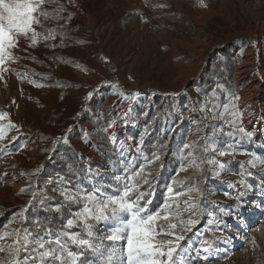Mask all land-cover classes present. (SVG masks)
I'll return each mask as SVG.
<instances>
[{"label":"rangeland","instance_id":"1","mask_svg":"<svg viewBox=\"0 0 264 264\" xmlns=\"http://www.w3.org/2000/svg\"><path fill=\"white\" fill-rule=\"evenodd\" d=\"M204 3L207 7L200 0H51L43 6L49 18L33 26L36 43L31 33L19 37L10 50L14 60L0 65V114H6L0 120V226H7L0 234L21 226L10 222L31 198V189L20 193L30 181L78 175L89 189L93 183L114 185L129 162L139 166L143 156L156 152L160 160L145 166L149 183H141L148 207L155 211L174 200L172 211L179 205L180 213L175 222L183 219L187 228L189 219L198 221L184 233L185 247L199 248L208 240L221 249L207 262L195 260L193 251L194 264H264V210L256 207L264 205V164L248 163L253 154L264 158V112L249 101L253 82L264 81V0ZM217 84L239 97L236 118L202 119L196 102ZM120 92L141 95L132 101ZM232 119L245 132L230 126ZM213 127L221 143L232 142L228 132L235 137V155L208 153L225 170L215 175L210 168L218 166L204 164L181 171L179 148L194 141L202 147L200 138L212 136ZM111 134L124 141L122 152ZM38 168L39 175H28ZM242 176L251 190L239 183ZM196 184L202 197L195 210H185L187 195L168 192L169 186L176 193ZM51 187L53 203L59 202L62 197ZM238 198L246 202L239 216ZM7 258V251L0 253V260Z\"/></svg>","mask_w":264,"mask_h":264},{"label":"snow or ice","instance_id":"2","mask_svg":"<svg viewBox=\"0 0 264 264\" xmlns=\"http://www.w3.org/2000/svg\"><path fill=\"white\" fill-rule=\"evenodd\" d=\"M50 2L51 0H0V65L14 60L10 50L18 46L19 37H28L31 33L32 43H36L37 32L33 26L42 23L41 17L49 18V13L43 6ZM200 7H207L204 0H200ZM221 93L224 94L223 99ZM91 95L92 93H89L88 97ZM119 95L125 100L135 101L141 93L133 92L128 96L120 92ZM203 96V102H196L203 113L202 119L225 120L228 116H238L234 101L239 97L224 85L217 84L215 89L204 93ZM5 115L0 114V120L4 119ZM113 123L109 124V128ZM228 123L239 132H245L235 124V119L228 120ZM3 133L4 129L0 128V137ZM227 135L232 137V142L221 143L213 138L216 136V128L213 127L212 136L200 138L203 141L202 147L195 141L183 143L178 150L182 161L180 170L186 172L190 167L199 170L202 165L207 164L218 166V170H210L214 171L215 175H220L226 168L225 163L212 158L208 153L213 152L221 157L235 155V137L232 132ZM109 139L114 147L119 144L121 152L123 151L124 141H119L115 134H111ZM63 142L68 143L66 137ZM143 142L142 137L141 145ZM143 159L144 164L139 166L129 162L123 170V176H116L114 185L93 183L89 189L80 182L78 175L75 180L59 175L48 177L42 184L39 180L35 183L30 181L28 188H22L20 193L24 194L31 189V198L10 222L18 221L21 226L0 234V253L7 251L8 256L7 259L0 260V264H194L191 258L193 251L196 253L195 260L209 261L214 251H221L214 241L204 240L199 248H194L191 244L185 247L182 243L186 242L184 233L192 231L191 226H194L197 220L189 219L187 228L184 227L183 219H180L179 223L175 222L173 217L180 213L179 205L175 212L172 211L174 200L166 201L162 209L155 211L148 207L151 201L147 199L148 193L141 189V183H149L144 175L145 166L154 165L160 160V156L153 152L151 157L145 155ZM248 163L255 167L257 163L264 164V158L253 154V159ZM40 172L41 168H38L28 175H39ZM88 175H91L90 169ZM247 176L251 177L253 174L248 172ZM260 176L261 184H264V172ZM239 183L245 186L246 191L253 187L252 184L246 183L243 176ZM53 184L55 187H51L50 191L62 197L56 203H53L56 196L49 194V186ZM233 186L229 184L230 188ZM168 192L174 196L189 197L184 202L185 210H195L200 205L202 190L198 184L188 187L187 192L176 193L172 186H169ZM245 204L242 199H237V216ZM71 205L79 207L73 210ZM256 207L264 210V205ZM31 209L36 211L29 215ZM40 212L46 215L41 217ZM207 214L213 215L211 212ZM231 214L224 212L226 216Z\"/></svg>","mask_w":264,"mask_h":264},{"label":"bare ground","instance_id":"3","mask_svg":"<svg viewBox=\"0 0 264 264\" xmlns=\"http://www.w3.org/2000/svg\"><path fill=\"white\" fill-rule=\"evenodd\" d=\"M253 83H255V87H254L255 92H254V96L252 98H249V101L256 106L261 105L262 110L264 112V91L262 92V89L264 88V81L258 80V81H255ZM249 124H250V122H249ZM262 137H264V134Z\"/></svg>","mask_w":264,"mask_h":264}]
</instances>
